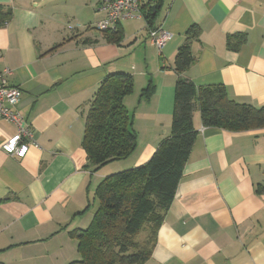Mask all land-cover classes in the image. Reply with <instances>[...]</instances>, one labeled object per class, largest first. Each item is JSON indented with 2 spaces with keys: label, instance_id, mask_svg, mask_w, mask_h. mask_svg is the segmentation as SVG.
Wrapping results in <instances>:
<instances>
[{
  "label": "crops",
  "instance_id": "0c3cea01",
  "mask_svg": "<svg viewBox=\"0 0 264 264\" xmlns=\"http://www.w3.org/2000/svg\"><path fill=\"white\" fill-rule=\"evenodd\" d=\"M102 1L0 0L12 10L0 26V73L9 68L7 83L21 89L15 108L37 144L23 158L9 156L2 145L16 126L0 120L2 264L78 258L69 232L90 223L93 185L107 173L87 167L85 118L108 73L133 80L123 102L137 146L118 169L144 164L169 135L173 60L192 25L199 29L195 60L183 76L264 104V0H163L153 20L170 33L161 49L150 44L141 18L121 21L118 41L94 28ZM192 121L196 137L142 264H264V128L204 127L198 110Z\"/></svg>",
  "mask_w": 264,
  "mask_h": 264
},
{
  "label": "trees",
  "instance_id": "16d2710c",
  "mask_svg": "<svg viewBox=\"0 0 264 264\" xmlns=\"http://www.w3.org/2000/svg\"><path fill=\"white\" fill-rule=\"evenodd\" d=\"M154 1L143 13L149 30L156 28L153 20L163 0ZM11 15V8L0 4V26L5 25ZM103 32L108 39L122 38L118 26ZM198 34V27L190 26L174 56L172 67L176 80L169 135L147 162L109 174L97 183L94 195L98 204L90 223L69 232L77 242L78 258L68 264H142L148 259L154 231L174 197L197 134L192 121L196 110L204 127L228 131L264 128V104L255 106L236 101L222 86H198L183 76L184 70L195 60L191 43ZM132 88L129 73L111 72L102 79L89 101L82 147L91 172L110 162L127 159L136 149L132 116L123 102ZM148 90L146 87L143 94H148ZM146 226L151 230L150 235L137 239Z\"/></svg>",
  "mask_w": 264,
  "mask_h": 264
},
{
  "label": "built area",
  "instance_id": "2783aa9c",
  "mask_svg": "<svg viewBox=\"0 0 264 264\" xmlns=\"http://www.w3.org/2000/svg\"><path fill=\"white\" fill-rule=\"evenodd\" d=\"M149 0H103L100 9L104 17L97 20L93 27L99 31L115 29L121 21L131 19H143V13ZM170 33L155 28L148 30V40L157 49H161ZM11 73L9 68H4L0 73V120L13 123L16 132L8 137L2 145L3 151L9 156L23 158L30 146H37L28 125L15 106L21 95V89L7 83V75Z\"/></svg>",
  "mask_w": 264,
  "mask_h": 264
},
{
  "label": "rangeland",
  "instance_id": "374dc122",
  "mask_svg": "<svg viewBox=\"0 0 264 264\" xmlns=\"http://www.w3.org/2000/svg\"><path fill=\"white\" fill-rule=\"evenodd\" d=\"M119 163L120 162H118V161L117 162L116 161L110 162V163L102 166L96 172H101V171L102 172H107L105 176H107L109 174H112V173L119 172V171L123 170V169H118V168H123V167H118V165H120ZM105 176H103V177H105ZM103 177H100V176L97 177L96 180H95V182L98 181V180L100 181ZM94 186H95V183L93 185V192H92V194H90V201H91V206L93 205V208L95 209L97 207V204H98V202H97L98 201V198H97L96 195H94V189H95ZM150 233H151L150 228L146 226V229H144L143 236H141L142 237L141 239H143V238L146 239L147 236L150 235Z\"/></svg>",
  "mask_w": 264,
  "mask_h": 264
},
{
  "label": "water",
  "instance_id": "95a60500",
  "mask_svg": "<svg viewBox=\"0 0 264 264\" xmlns=\"http://www.w3.org/2000/svg\"><path fill=\"white\" fill-rule=\"evenodd\" d=\"M162 4V3H161ZM161 4L159 5V7L161 6ZM155 6L153 5V8H154Z\"/></svg>",
  "mask_w": 264,
  "mask_h": 264
}]
</instances>
